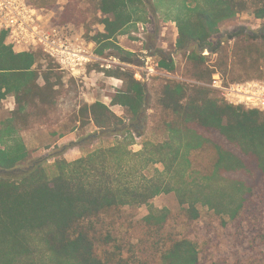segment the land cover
Returning a JSON list of instances; mask_svg holds the SVG:
<instances>
[{
  "label": "trees",
  "instance_id": "trees-1",
  "mask_svg": "<svg viewBox=\"0 0 264 264\" xmlns=\"http://www.w3.org/2000/svg\"><path fill=\"white\" fill-rule=\"evenodd\" d=\"M151 1L67 0L51 25L83 30L99 56L108 49L130 56L115 37L141 22L137 14ZM166 1L177 29L174 53L185 61L183 80L158 81L151 109L162 137L138 152L130 147L142 135L150 89L118 67L106 71L121 82L105 94L109 105H79L71 130L92 125L95 133L82 143L97 139V132L115 136L114 142L70 162L61 157L66 146L32 159L21 132L48 120L65 73L41 51L15 52L0 32V105L14 99L0 122V264H200L197 244L174 232L175 224L191 225L204 210L223 227L237 222L264 185V112L228 105L208 87L216 71L230 82L264 81V33H237L213 49L210 42L240 14L264 20V0ZM26 2L47 12L58 0ZM158 55L157 68L174 74L171 56ZM50 159L53 177L46 171ZM170 193L177 211L151 204ZM141 206L147 214L130 224L124 239L126 210Z\"/></svg>",
  "mask_w": 264,
  "mask_h": 264
},
{
  "label": "rangeland",
  "instance_id": "rangeland-1",
  "mask_svg": "<svg viewBox=\"0 0 264 264\" xmlns=\"http://www.w3.org/2000/svg\"><path fill=\"white\" fill-rule=\"evenodd\" d=\"M66 1L58 0L52 11H44L46 20L52 23V19L56 18L58 11ZM171 9L166 0L160 2L152 0L151 4L140 8L137 17H141L142 21L127 25L115 37L117 45L130 53V56L119 54L114 49L105 50L103 55L99 56L96 54L95 45L92 43L93 51L98 58L102 60L115 58L117 62L124 64L123 68L131 70L134 74L139 73L143 78L140 79L139 76H134L135 79L149 86V107L147 105L145 109L143 132L141 136L135 137L134 144L130 147L134 152L140 151L144 142L155 143L162 137L156 129L155 113L151 109L153 89L158 81L161 78L183 80L182 70L185 61L180 54L174 53L177 29ZM64 28L72 35L84 38L83 30L73 26H64ZM93 30L102 31L103 27L94 26ZM237 33L262 34L264 33V20H255L249 12L240 14L231 24L220 27L218 34L210 39L212 49L220 41L225 42L228 37ZM84 39L86 40V38ZM232 41L229 42V45L232 44ZM158 50L169 54L174 60L175 73L168 74L157 68L154 74L145 78L143 76L145 66L139 58L146 54L158 62ZM207 53V58L211 61L214 56L209 52ZM41 64L45 65V61H41ZM115 69V66L103 68L101 62L91 64L88 67L87 78L84 81H71L64 74V88L57 98L56 106L50 112L48 120L44 123H35L21 132V138L32 159L54 154L61 147L66 146V150L61 157L70 162L80 158L86 152L114 142L115 136L102 137L100 132H97V139L82 143L83 136L95 133L96 130L92 125L74 131L71 130L78 126L75 123L74 116L79 105L95 101L109 105L110 101L105 97V94L114 89L111 85L114 81L111 80L112 77L106 75V71H115ZM13 109L14 99L12 96H7L0 105V122L8 118ZM110 109L116 115H122L120 106H112ZM64 153H67V157H64ZM53 161V159H50L46 166L47 174L50 177L55 175ZM151 204L157 209L167 208L172 212L178 210L175 196L172 193L158 195L151 201ZM125 213L126 225L119 230V235L124 239L127 238L130 231V224L139 222L147 214V207H134L126 210ZM174 232L191 238L197 244L200 264H264V185L237 222L228 223L227 226L223 227L216 218L204 210L201 219L191 225L183 226V224L176 223Z\"/></svg>",
  "mask_w": 264,
  "mask_h": 264
},
{
  "label": "built area",
  "instance_id": "built-area-1",
  "mask_svg": "<svg viewBox=\"0 0 264 264\" xmlns=\"http://www.w3.org/2000/svg\"><path fill=\"white\" fill-rule=\"evenodd\" d=\"M0 32L5 33V43L15 52L41 51L75 81L86 80L88 67L94 63L101 62L103 68L124 67L115 58H98L91 42L82 36L72 35L64 27L51 25L44 11L28 4L26 0H0ZM207 52L205 50L202 55L207 57ZM139 59L145 66V78L156 72L157 62L151 56L143 54ZM134 75L143 78L139 73ZM208 87L228 105L264 112V81L252 79L230 82L216 71Z\"/></svg>",
  "mask_w": 264,
  "mask_h": 264
},
{
  "label": "crops",
  "instance_id": "crops-1",
  "mask_svg": "<svg viewBox=\"0 0 264 264\" xmlns=\"http://www.w3.org/2000/svg\"><path fill=\"white\" fill-rule=\"evenodd\" d=\"M111 80L114 81V83L111 84L114 87V89L117 88L121 84V82H118V80L115 78H111ZM64 157H67V153H64Z\"/></svg>",
  "mask_w": 264,
  "mask_h": 264
},
{
  "label": "water",
  "instance_id": "water-1",
  "mask_svg": "<svg viewBox=\"0 0 264 264\" xmlns=\"http://www.w3.org/2000/svg\"><path fill=\"white\" fill-rule=\"evenodd\" d=\"M144 85V84H143ZM0 173H5L4 171H0Z\"/></svg>",
  "mask_w": 264,
  "mask_h": 264
}]
</instances>
